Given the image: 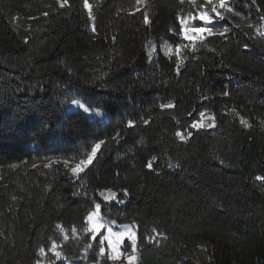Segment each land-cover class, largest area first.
Instances as JSON below:
<instances>
[{"label":"trees","instance_id":"16d2710c","mask_svg":"<svg viewBox=\"0 0 264 264\" xmlns=\"http://www.w3.org/2000/svg\"><path fill=\"white\" fill-rule=\"evenodd\" d=\"M87 3L0 0V264L54 261L53 243L54 264H111L85 231L97 203L138 264H196L204 244L205 264H264V0H230L194 51L205 0Z\"/></svg>","mask_w":264,"mask_h":264},{"label":"rangeland","instance_id":"374dc122","mask_svg":"<svg viewBox=\"0 0 264 264\" xmlns=\"http://www.w3.org/2000/svg\"><path fill=\"white\" fill-rule=\"evenodd\" d=\"M213 2L218 4V0H213ZM225 2H226V8H230V4H231L230 0H225ZM87 5H89V4L87 3ZM86 7H87V10H90V8L88 6H86ZM226 8H223V9H226ZM218 10H220V9H218ZM203 11H207L208 14L213 17V23L212 24L206 25L205 22L200 21L198 18V16H199V13H198V15L196 16L197 18L195 20L190 18L187 23L185 22L184 27L182 29L183 37L187 40V47L190 51L195 50L197 41L199 39H201L200 37H204V36L208 35L207 32L196 33V32H193L192 29L204 28L206 26L211 27V28L218 27L217 29H212V33L213 32L223 33L224 28H228V26L223 24L222 19L217 17L215 15V13L211 12V5H210V10H203ZM189 36H196L197 38L195 40H191L188 38ZM203 114L204 115L200 116V118L197 121L192 123V125L194 123L199 125L198 127H192L191 126L193 129L208 128V127H211L213 125V114L209 111H205V112H203ZM209 125H211V126H209ZM180 134L182 135V133H180ZM103 192L105 194H108V191H103ZM106 202H108V203L117 202V199L115 197L114 199H111V200L106 201ZM94 209H95V207H94ZM94 209H93V211H94ZM112 221H115V220L111 219V218H105L102 215L101 209H100V219L98 222L104 224L105 227L100 229L99 233L103 232V235H107V228L108 227H111L113 232H125L126 230L123 226H129V227L127 230V235H125L122 238V241L119 244V252L122 253V255L119 257V259H116V260L109 259V260L111 261V264H129V262L127 260V256L135 255L137 257L136 251H135V253H133V251H132L130 254H124L123 253V241H124V239L127 238L130 240L131 245H132V240L130 237L132 236L133 233H135V231H134L133 227H131L130 225H127V224L119 225L116 221H115V223H112ZM87 224H88V229H90L91 225H90L88 220H87ZM89 231L91 232V230H89ZM99 233H97V235ZM112 240H113V242H115V237H112ZM135 241H136V233H135ZM101 247H104V249H105L103 254H101V252H100V258L101 259L105 255L109 258V256L113 254L108 240H104L103 244H101ZM55 252H60L61 256L58 258L56 256ZM55 252L53 251V254L55 256L54 261H49L48 259H46L44 253L41 252L42 258L36 264H54V262H68V260L62 254L61 250L59 249V247L57 245H56ZM193 257H194L196 264H205L209 260V246L207 244L198 246L197 249L195 250L194 254H193ZM134 264H138V259L135 260Z\"/></svg>","mask_w":264,"mask_h":264},{"label":"snow or ice","instance_id":"6c2138e0","mask_svg":"<svg viewBox=\"0 0 264 264\" xmlns=\"http://www.w3.org/2000/svg\"><path fill=\"white\" fill-rule=\"evenodd\" d=\"M65 2H66V0H65ZM138 2H139V0H138ZM183 2H184V0H181V3H183ZM85 3H86V6H88L90 8V5H87V0H85ZM189 3L195 5L196 0H189ZM206 5H211V12L215 13V15L217 17H219L220 19H223V15L218 9L226 8L225 0H218V4L214 3L213 0H206ZM201 7H204V6H201ZM227 10L232 11L231 8H228ZM196 18L197 17H195V16L191 17V19H193V20H195ZM198 18L200 21L205 22L206 25H210L213 23V17L210 16L207 11L200 12ZM145 21L147 22V16L145 17ZM181 23L183 24L184 21L181 20ZM192 31L196 32V33L207 32L209 35L212 34V28L207 27V26L204 28H195V29H192ZM227 31H228V28H224L223 32H227ZM221 34H223V33H221ZM188 38L191 40H195L197 37L196 36H189ZM200 38L202 39L203 37H200ZM169 51H171V49H169ZM72 103L79 105L81 108H84L85 111H89V109L87 107H85V105L82 104L79 100H73ZM171 106H172L171 104L167 105V107H171ZM161 107H166V106L161 105ZM200 115L203 116L204 114L201 113ZM241 122L244 124H247V122L243 118H241ZM129 123H131V122H129ZM145 123H147V121H145ZM198 126L199 125L196 123H194L192 125V127H198ZM209 126H211V125H209ZM177 135H180V138L182 140L186 139V137L181 135L179 132L177 133ZM189 135H191V133H189ZM101 144H103V141H100L99 143L95 144L92 147L91 152L87 154V160L86 161L81 160L78 164H76L75 167H73L71 169V171L73 173L83 171L84 167H87V165L91 164L93 161V158L95 157V155L97 153V150L100 149ZM64 163L67 166L68 161H65ZM148 166L151 167V163H149ZM258 179H264V177H258ZM100 195L103 197L104 201H109V200L114 199L116 197V193L112 192L111 190H108V194L101 192ZM100 209H101V204H99V203L95 204L94 211L90 212L88 217H87V220L89 221V223L91 225V228L85 229V231L91 230L93 238H95L97 233L100 232V229L105 227L104 224L98 222L100 219ZM112 223H115V221H112ZM57 227H60V226L58 225ZM123 227L126 230L125 232H113L112 228L108 227L107 228V235H103L100 237L101 244H103L104 240H108L109 245L112 249L113 254L109 256V259L116 260V259H119V257L122 255V253L119 252V244L122 241V238L125 235H127V230H128L129 226H123ZM73 231H75V229H73ZM112 237H115V242H113ZM130 238L132 240V245H131L132 251H133V253H135V251H136L135 233H133ZM65 239H67V237H65ZM55 249H56V245H55V243H53L52 250L55 252ZM41 251H43V249H41ZM104 251H105L104 247H101L100 248L101 254H103ZM55 254L58 258L61 256L60 252H55ZM136 259H137V257L135 255L127 256V260L129 262V264H134Z\"/></svg>","mask_w":264,"mask_h":264},{"label":"water","instance_id":"95a60500","mask_svg":"<svg viewBox=\"0 0 264 264\" xmlns=\"http://www.w3.org/2000/svg\"><path fill=\"white\" fill-rule=\"evenodd\" d=\"M85 6H86V3H85ZM87 8V7H86ZM223 24L224 25H226V26H228L227 24H225L224 22H223ZM218 27H213L212 29H217ZM214 33H218V32H213L212 34H214ZM116 196H117V194H116Z\"/></svg>","mask_w":264,"mask_h":264}]
</instances>
